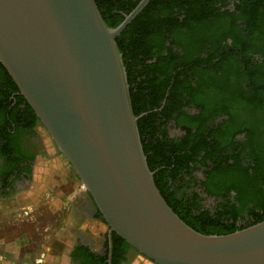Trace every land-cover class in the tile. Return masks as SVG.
Instances as JSON below:
<instances>
[{
	"label": "trees",
	"instance_id": "trees-1",
	"mask_svg": "<svg viewBox=\"0 0 264 264\" xmlns=\"http://www.w3.org/2000/svg\"><path fill=\"white\" fill-rule=\"evenodd\" d=\"M94 1L106 25L115 28L141 0ZM227 1L151 0L115 40L132 111L142 115L137 128L154 183L172 211L203 235H227L264 221V0H231L233 10L222 11ZM220 71L233 82L208 74ZM226 90L237 108L207 105L214 92ZM204 95L210 101L202 107L198 99ZM184 102L200 106V114H187ZM223 112L231 136L247 133L238 151L222 145L229 130L218 133V142L219 128H203L205 120ZM255 114L260 136L249 127ZM172 121L181 131L177 138L167 135ZM5 135L0 129V154L9 157ZM200 171L202 179L196 176ZM206 199L215 201L212 209L204 208ZM65 242L63 251L79 264H107L106 236L105 253L98 257ZM121 245L129 247L113 233L111 264L119 263Z\"/></svg>",
	"mask_w": 264,
	"mask_h": 264
},
{
	"label": "water",
	"instance_id": "water-1",
	"mask_svg": "<svg viewBox=\"0 0 264 264\" xmlns=\"http://www.w3.org/2000/svg\"><path fill=\"white\" fill-rule=\"evenodd\" d=\"M94 0H0V64L112 234L153 264H264V221L203 235L166 204L147 166L118 35ZM144 115V114H143Z\"/></svg>",
	"mask_w": 264,
	"mask_h": 264
},
{
	"label": "flooded vegetation",
	"instance_id": "flooded-vegetation-1",
	"mask_svg": "<svg viewBox=\"0 0 264 264\" xmlns=\"http://www.w3.org/2000/svg\"><path fill=\"white\" fill-rule=\"evenodd\" d=\"M234 4V1L228 0L222 11L226 9L232 11ZM207 49L208 48H206L205 51ZM201 56H204V54ZM208 74L211 77H217L225 82H233L231 78H226L225 74L221 71L216 72L215 74L208 72ZM196 80L197 79H195V81ZM194 84L195 83H192L193 86ZM262 84L264 85V78ZM241 86L243 92L248 91L245 83ZM239 92L242 91L239 89ZM215 93L216 92L213 93L214 96L211 101L210 99L208 100V96L204 95L200 97L198 99L200 101L199 105L204 107L208 100L210 101V103L207 104L208 106L214 104L215 106L222 107L224 109L237 108L233 105L236 103L233 102V98L231 96L232 94L230 95L229 91L226 90L221 91V93ZM19 103L21 105L18 107ZM184 103L185 105L182 109L187 114L193 116L200 114V106L198 107L195 103ZM29 109V105H27L26 101L20 95L16 85L0 64V129H4L6 131L5 139H3V141L5 142V145L8 148L7 151L9 152V157L3 155V153L0 154V202L6 201V203H15L21 199L25 200L30 197V195H33L34 192H36L33 182L35 173L39 169L47 168L50 161L53 160V156H50L47 150L43 147L44 140L49 138V136L37 117L34 113H31ZM224 114L225 113L223 112L214 116L210 120H205L203 128L205 131H210L211 129L216 130L219 128V131L214 133L218 136V142L220 137V134L218 133L222 131L226 135L229 130V134L222 145L227 150L236 149L238 151L241 149V144L248 142L247 133L242 132L231 136L228 116ZM239 121L244 122V119L243 121ZM259 122L260 120L258 119L257 114H255L253 116V120H250L249 124L250 129L256 133V136H260V132L263 131V127L259 124ZM220 125L221 127H219ZM166 129L169 138H177L181 136L180 129L174 126L173 121L167 125ZM172 131L175 134H172ZM53 145L55 144L53 143ZM247 149L248 151L252 150V146ZM196 176L198 179H202V172H197ZM74 179L77 180V177H74ZM262 188H264V185H262ZM75 204H77L76 207L79 213L76 212V215H74L75 217H73L72 220L73 222H77L76 226L84 224L85 218L86 221L92 220L96 222L97 225L103 226L105 231L97 241L89 238H83L81 234L70 232L69 234L73 237L75 236V238H72L73 240H71L72 242L69 247L71 246V248H74L76 246H85L92 253H94L96 257L102 256L105 253V247L103 244L106 236L109 249L107 264H111L112 236L110 244L108 239V227L103 224L102 217L94 202L90 198L89 194L84 191L83 193L77 195ZM120 249L121 256L118 264H130L136 259L148 261L130 247L127 248L125 245H121ZM71 264H79V261L71 259Z\"/></svg>",
	"mask_w": 264,
	"mask_h": 264
},
{
	"label": "rangeland",
	"instance_id": "rangeland-1",
	"mask_svg": "<svg viewBox=\"0 0 264 264\" xmlns=\"http://www.w3.org/2000/svg\"><path fill=\"white\" fill-rule=\"evenodd\" d=\"M43 147L53 160L35 173L36 192L15 203L0 202V264H34L36 260H41L38 264H60L66 253L62 242L70 245L73 240L70 232L97 241L105 231L92 220L84 227L71 223L79 213L75 199L86 190L50 138ZM203 206L212 209L215 201L206 199ZM130 264L153 263L136 259Z\"/></svg>",
	"mask_w": 264,
	"mask_h": 264
},
{
	"label": "crops",
	"instance_id": "crops-1",
	"mask_svg": "<svg viewBox=\"0 0 264 264\" xmlns=\"http://www.w3.org/2000/svg\"><path fill=\"white\" fill-rule=\"evenodd\" d=\"M84 192V191H83ZM82 192V193H83ZM81 221V220H80ZM86 220L84 221V224H82L81 226H79V227H84L85 226V224H86ZM71 223L72 224H74V225H76L77 224V222H73V220H71ZM70 236V235H69ZM72 238H75V236L73 237L72 236ZM68 241H70L69 239H68ZM63 250V249H62ZM63 252H65V251H63ZM63 259H61V262H60V264H71V259L68 257V255L66 254V253H63ZM7 263V262H6Z\"/></svg>",
	"mask_w": 264,
	"mask_h": 264
},
{
	"label": "built area",
	"instance_id": "built-area-1",
	"mask_svg": "<svg viewBox=\"0 0 264 264\" xmlns=\"http://www.w3.org/2000/svg\"><path fill=\"white\" fill-rule=\"evenodd\" d=\"M83 188V187H82ZM38 263H41V260H36L35 262H34V264H38ZM23 264H27V263H23Z\"/></svg>",
	"mask_w": 264,
	"mask_h": 264
}]
</instances>
